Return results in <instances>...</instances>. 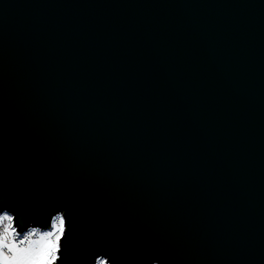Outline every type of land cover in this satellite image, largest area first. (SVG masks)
Wrapping results in <instances>:
<instances>
[{"label":"water","instance_id":"water-1","mask_svg":"<svg viewBox=\"0 0 264 264\" xmlns=\"http://www.w3.org/2000/svg\"><path fill=\"white\" fill-rule=\"evenodd\" d=\"M0 210L56 264H264V0H0Z\"/></svg>","mask_w":264,"mask_h":264},{"label":"snow or ice","instance_id":"snow-or-ice-1","mask_svg":"<svg viewBox=\"0 0 264 264\" xmlns=\"http://www.w3.org/2000/svg\"><path fill=\"white\" fill-rule=\"evenodd\" d=\"M14 217L7 211H0V264H56L61 250L62 237L66 232V220L61 214L51 231H45L36 239V229L17 233L13 226ZM7 222V223H5Z\"/></svg>","mask_w":264,"mask_h":264},{"label":"built area","instance_id":"built-area-1","mask_svg":"<svg viewBox=\"0 0 264 264\" xmlns=\"http://www.w3.org/2000/svg\"><path fill=\"white\" fill-rule=\"evenodd\" d=\"M0 211H3V210H0ZM9 213L12 215L11 212H9ZM61 214L63 215L62 212H57V213H55V214L52 216L51 221H50V226H49L47 229H41V228H39V227H29V228H27L26 230H24V231H22V232H19V231H17L16 227L14 226V223H13V226H14V228L16 229L17 233H19L20 236H23V234H24L25 232H29V231H31L32 229H36V230H37V232H36V236H33V237H32L33 239H36V237L39 236L40 234H42L43 232L53 230V229H52V225H53V223H58V219H59V217H60ZM5 223H7V222H5ZM2 228H3V225L0 224V229H2ZM94 264H106V263H105V258H104V257H98V258L96 259V261H95ZM154 264H156V263H154Z\"/></svg>","mask_w":264,"mask_h":264}]
</instances>
